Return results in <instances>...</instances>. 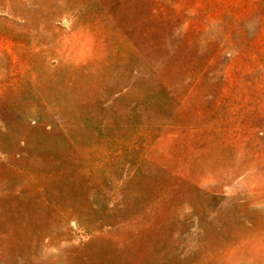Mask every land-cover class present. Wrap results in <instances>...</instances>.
<instances>
[{"label":"rangeland","instance_id":"1","mask_svg":"<svg viewBox=\"0 0 264 264\" xmlns=\"http://www.w3.org/2000/svg\"><path fill=\"white\" fill-rule=\"evenodd\" d=\"M0 264H264V0H0Z\"/></svg>","mask_w":264,"mask_h":264}]
</instances>
